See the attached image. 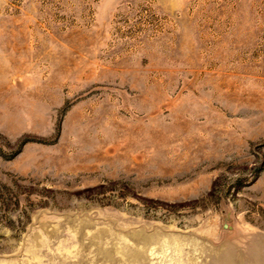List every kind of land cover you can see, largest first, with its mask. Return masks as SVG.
Masks as SVG:
<instances>
[{
  "label": "rangeland",
  "instance_id": "1",
  "mask_svg": "<svg viewBox=\"0 0 264 264\" xmlns=\"http://www.w3.org/2000/svg\"><path fill=\"white\" fill-rule=\"evenodd\" d=\"M0 264H264V0H0Z\"/></svg>",
  "mask_w": 264,
  "mask_h": 264
}]
</instances>
